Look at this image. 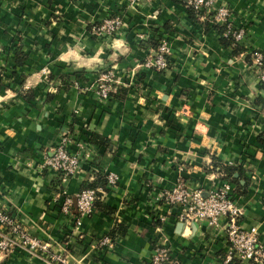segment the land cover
Here are the masks:
<instances>
[{"label":"crops","instance_id":"crops-1","mask_svg":"<svg viewBox=\"0 0 264 264\" xmlns=\"http://www.w3.org/2000/svg\"><path fill=\"white\" fill-rule=\"evenodd\" d=\"M217 2L246 30L238 55L205 21L190 18L186 0H0V208L65 264H149L161 243L179 264H226L223 230L155 219V198L180 179L206 194L227 182L215 164L242 165L243 188L234 185V193L244 226L258 228L264 243V85L248 56L264 53V0ZM117 15L124 20L117 34L94 32ZM159 34L172 51L161 73L144 68ZM105 70L128 88L124 100L96 97ZM66 128L96 155L62 183L41 165ZM94 135L108 145L93 144ZM109 175L118 181L100 203L111 214L96 206L78 226L75 209L72 217L62 213L59 186L76 196ZM120 225L126 232L114 251L97 252V242ZM0 264L46 263L0 250Z\"/></svg>","mask_w":264,"mask_h":264},{"label":"built area","instance_id":"built-area-1","mask_svg":"<svg viewBox=\"0 0 264 264\" xmlns=\"http://www.w3.org/2000/svg\"><path fill=\"white\" fill-rule=\"evenodd\" d=\"M188 5L198 13L204 12L202 21L209 20L212 25L227 27L226 36H231L235 45H241L246 37V30L236 28L233 15L225 5H218L217 0H186ZM134 2V0H133ZM124 26L121 15L104 19L94 28L95 33L107 35L117 34ZM171 45L162 38L156 50L147 57L144 68L156 72H166L170 68ZM255 67L259 82L264 85V53L253 51L248 54ZM117 84L115 73L105 70L96 80L94 93L96 97L107 102L111 99L112 85ZM77 133L70 128L64 129L63 136L55 147L44 155L41 167L56 173L62 183L77 175L83 165L90 163L96 155L93 145L80 141ZM111 187L116 185V175L106 177ZM101 192V189L98 190ZM92 189L81 190L76 196H71L63 186L58 187L56 202L62 213L72 217L76 210L75 221L78 226L85 218L93 216L96 210L97 192ZM234 185L219 182L210 192L191 186L180 179L169 190L162 191L156 198V221L166 223L170 217L186 228L194 223L206 224L211 230H223L228 242L226 264L233 262L264 264V243L256 227L246 228L243 224L245 209L235 195ZM116 242L108 235L101 238L96 245L97 252L114 251ZM0 250L5 253L22 251L31 257L40 258L46 264H65V261L52 253L48 244L31 237L26 233L19 220L12 214L0 208ZM149 264H179L171 255V249L166 243L158 244Z\"/></svg>","mask_w":264,"mask_h":264},{"label":"trees","instance_id":"trees-1","mask_svg":"<svg viewBox=\"0 0 264 264\" xmlns=\"http://www.w3.org/2000/svg\"><path fill=\"white\" fill-rule=\"evenodd\" d=\"M185 5H186L187 12H188L190 18L195 22H200L199 18L201 16H204L205 13L204 12L198 13L193 8H191L188 5V3H186ZM202 23H203V25L207 31L215 30L218 32V34L220 35L221 43L223 44V46L232 47L234 50V53L236 55H238L241 52L239 45L238 46L235 45L233 38L231 36L230 37L226 36V33H227V27L226 26L212 25L209 20L202 22ZM159 38H160L159 41H157L153 44L154 50H156L158 48V46L161 42V39H162V35L159 34ZM26 60H27V56L24 55V53L20 52V48H19V51H18V54L16 57L17 64L23 65V63ZM102 72H104V71H101V73L98 76H100L102 74ZM75 76H77L79 78L82 77L81 74H76ZM61 78L63 80H66V79H69V76L63 75ZM128 92H129V90L127 87L120 86L118 84H113L112 85V92H111V99L116 98L119 100H124L125 97L128 95ZM28 99L30 100L31 98L28 97ZM91 141L93 144H103L106 146L108 145V140L103 139L101 136H98V135H94ZM261 142L264 144V137L261 138ZM213 166L214 167L212 170L218 171L219 173H221L223 175V178L225 181H227L228 183H231L232 185H235V187L239 190L243 188L240 184V178L244 174V169H243L242 165L237 166V167H223L221 165L215 164ZM236 174H238V176H239L238 178L236 177ZM109 188H111V186L109 185L107 178L106 177H103V178L100 177L95 182L88 184L83 190L92 189V190L98 191L99 189H101V192H99V191L97 192V200H96L95 206H99V208L103 209L107 214H111L112 210L107 208L104 205L102 206L100 203V200L103 198V196L106 193H108ZM125 232H126V229L122 225H120L118 227H115L108 236L116 242L118 237H120V235H124ZM234 263H236V262H233L232 264H234Z\"/></svg>","mask_w":264,"mask_h":264},{"label":"water","instance_id":"water-1","mask_svg":"<svg viewBox=\"0 0 264 264\" xmlns=\"http://www.w3.org/2000/svg\"><path fill=\"white\" fill-rule=\"evenodd\" d=\"M194 225H196V224H194Z\"/></svg>","mask_w":264,"mask_h":264}]
</instances>
